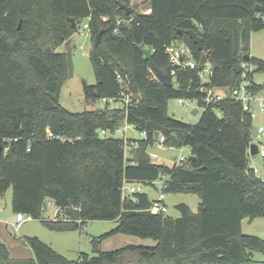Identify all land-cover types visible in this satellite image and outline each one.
Listing matches in <instances>:
<instances>
[{"label": "trees", "instance_id": "1", "mask_svg": "<svg viewBox=\"0 0 264 264\" xmlns=\"http://www.w3.org/2000/svg\"><path fill=\"white\" fill-rule=\"evenodd\" d=\"M119 1L0 0V194L11 188L12 211L41 219L51 230L117 221L92 238V254L68 259L35 236L27 239L31 258L14 264H264L253 256L264 255V239L242 232L243 218L264 216V178L248 166L250 112L226 98L187 123L166 108L168 99L179 97L202 105L200 86L231 90L243 73L250 88L261 91L253 74L264 71L262 59L249 57L246 63L254 69L236 72L233 66L249 54L250 33L264 29V0H148L149 12L132 8L129 14ZM69 18L76 27L86 18L93 39L89 59L96 81L85 89V98L108 104L126 95L122 106L74 112L60 103L69 61L55 48L72 31ZM118 18L124 21L117 24ZM187 29L202 37L201 49ZM173 40L184 42L196 62L205 54L209 82H201L200 65L178 69L172 85H163L158 72L169 71L165 46ZM139 43L152 52L149 59ZM122 123L145 132L129 156L128 139L100 136L101 130L113 134ZM156 132L166 145L190 149L180 164L151 161L147 147L157 140ZM158 178H163V193H196L197 210L179 203V215L171 217L151 212L153 199L145 192L122 198L124 180ZM46 200L64 216L44 219ZM117 232L155 243L100 250L99 239ZM10 260L0 242V264Z\"/></svg>", "mask_w": 264, "mask_h": 264}, {"label": "rangeland", "instance_id": "2", "mask_svg": "<svg viewBox=\"0 0 264 264\" xmlns=\"http://www.w3.org/2000/svg\"><path fill=\"white\" fill-rule=\"evenodd\" d=\"M121 2L131 6L139 12H149L148 0H122ZM87 21L86 18L81 19L77 27L66 36L62 37V41L55 48L58 52H63L69 61V74L63 82L60 90L59 101L70 111L81 112L84 110L102 109L106 105L110 108L120 107L124 102H127L129 97L122 95L118 100H93L85 98L84 86L94 84L96 81L93 65L89 59V52L93 47V39L89 35L88 28H84L83 24ZM249 54L264 61V29L255 30L250 33ZM243 64V63H242ZM254 69V66L247 65L245 70ZM253 81L261 84V93L264 94V71H255ZM188 105H183L178 102V98H170L166 103L167 112L173 118L182 120L187 123H195L203 108L198 106L196 114H192L194 110V100L187 99ZM263 121V118L256 113L253 117L252 125L258 126ZM125 123L120 126L119 130H115L113 134L102 133L100 136H112L128 139L126 156L131 155V148L137 146L135 140L143 137L141 132L132 126H126ZM254 140L255 137H253ZM190 149L187 146H170L165 143H160L156 140L152 145L147 147V154L151 161L163 163L171 166L180 154L187 156ZM154 155V156H152ZM248 166L258 170L257 174L263 173V159L255 155H248ZM166 176H164L165 178ZM138 186L140 192L148 194L150 199H155L159 194L162 195L163 201L167 207L166 215L177 217L179 211L176 205L185 203L192 211L197 210L200 201L196 193L184 192H167L163 193L161 188L163 178H158L153 183L146 182H127L126 186ZM50 203V204H48ZM52 201H45V207L42 211V217L50 218L53 214ZM15 213L11 209V188L7 189L3 194H0V242L4 244L9 252L10 263L20 259L31 258V251L27 243L29 237H38L56 251L64 255L68 259H75L81 252L92 254V238L108 232L117 225L116 220H90L87 221L83 228L74 230L56 231L47 228L41 219L28 217L20 227L16 230L13 226ZM242 232L246 234L256 235L264 239V216H256L249 220L247 217L242 220ZM155 241L150 237H140L129 233L117 232L108 235L105 238L99 239L98 247L102 251L113 250L127 244H144L153 245ZM256 260H264V255L254 253ZM133 262H137V257L133 258Z\"/></svg>", "mask_w": 264, "mask_h": 264}, {"label": "built area", "instance_id": "3", "mask_svg": "<svg viewBox=\"0 0 264 264\" xmlns=\"http://www.w3.org/2000/svg\"><path fill=\"white\" fill-rule=\"evenodd\" d=\"M124 20L118 18L116 20L117 24L122 23ZM84 28H88L87 23L83 24ZM114 32H117V29H114ZM165 52L168 56L169 61V71L167 72L172 80V83L175 79V74L178 69H196L198 66L201 65V68L198 69V74L201 79L202 83L209 82V77L211 74V63L206 59V62L203 64H200V62H196L192 58L191 51L189 47L182 41L173 40L169 44L165 46ZM243 63V64H242ZM242 68L247 67L246 62H242ZM251 80L248 77H245V73L242 74V80L240 83L233 87L231 90H227L225 88H219V87H212V86H206L202 85L200 86V91L204 93V96L202 98V105L198 104L196 100H194L195 105L194 109L198 106L202 107L203 109L206 108L209 105H212L214 107L215 104L218 102L226 99L231 98L233 100H237L241 102L242 108L244 110H247L250 112V115L253 117L257 114L263 118V121L255 127V134L252 135L250 144L254 143L256 144L257 151L255 154H250L249 147H248V153L249 156L254 157L255 155L260 156L263 159V167H264V94L260 92L253 91L251 86ZM186 98L179 97L178 102L183 105H188L186 102ZM217 115H220V112L217 111ZM126 126H129L125 124ZM125 126V127H126ZM116 130H119L117 132H120V127ZM100 132L105 133L104 130H101ZM141 134L145 136V132L142 131ZM255 137L256 140L253 139ZM157 140L160 143H163L165 141V136L163 134H158L156 137ZM154 156V155H152ZM186 156L180 154L179 157L176 158L175 164H180ZM253 173L257 174L258 170L254 167H251ZM258 175V174H257ZM260 178H264V169L262 175H258ZM127 182H135V181H127L124 180L123 184L121 186V196L123 199L132 197L133 193L138 192L141 190L138 186H126ZM50 202V201H48ZM50 204V203H48ZM45 207V205H44ZM52 217L53 219L63 217L64 213L61 208L56 207L55 205L52 206ZM151 212H166L167 207L163 201L162 195L159 194L155 199L152 200V204L150 206ZM28 219V216H25L22 213H16L15 214V220L13 222V226L17 230L20 225L25 222Z\"/></svg>", "mask_w": 264, "mask_h": 264}, {"label": "water", "instance_id": "4", "mask_svg": "<svg viewBox=\"0 0 264 264\" xmlns=\"http://www.w3.org/2000/svg\"><path fill=\"white\" fill-rule=\"evenodd\" d=\"M119 8L124 10V12L126 14H129L130 12H132V7L131 6H128L127 4L123 3V2H120L119 1ZM70 22H71V28L74 29L76 27V24H75V21L73 18H69ZM183 30L182 29H178L177 33H181ZM189 37L191 38V40L197 45V47L199 49L202 48L203 46V41H202V37L199 36L193 29H187L185 31ZM100 35H101V31L98 32L95 36V44H98L99 41H100ZM136 47L138 48V50L143 54L144 58L145 59H149L152 55V52L145 46L144 43H139L136 45ZM250 57V54H246L244 55L243 57V60L244 62H247L248 59ZM200 64H203L206 62V56L204 53H202L201 57H200V60H199ZM233 69L236 71V72H241L242 71V64L241 63H236L234 66H233ZM158 75H159V78L161 79L162 83L164 86H171L172 85V80L169 76L168 73L166 72H162V71H159L158 72ZM88 85H85L84 86V90L87 88ZM197 113V110L194 109L192 111V114H196ZM250 134L251 135H254L255 134V127L252 126L251 127V131H250ZM158 136V132L155 133V137ZM257 151V148H256V144L254 143H251L249 145V152L250 154H255ZM189 158H192L194 159V157L192 155H189Z\"/></svg>", "mask_w": 264, "mask_h": 264}, {"label": "crops", "instance_id": "5", "mask_svg": "<svg viewBox=\"0 0 264 264\" xmlns=\"http://www.w3.org/2000/svg\"><path fill=\"white\" fill-rule=\"evenodd\" d=\"M53 248V247H52Z\"/></svg>", "mask_w": 264, "mask_h": 264}]
</instances>
